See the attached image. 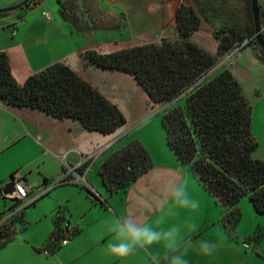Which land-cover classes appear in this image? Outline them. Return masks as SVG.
Masks as SVG:
<instances>
[{
  "label": "crops",
  "instance_id": "0c3cea01",
  "mask_svg": "<svg viewBox=\"0 0 264 264\" xmlns=\"http://www.w3.org/2000/svg\"><path fill=\"white\" fill-rule=\"evenodd\" d=\"M23 1L0 0V9L12 8ZM201 1L222 12L220 17L211 16L216 27L223 22L234 21V16L226 11L221 0ZM181 4L197 8L195 0H35L32 5L0 13V51L7 53L12 73L19 84H24L31 75L46 67L63 62L116 103L127 120L113 133L102 134L85 129L77 120L59 119L35 108L11 106L0 98V155L22 145L25 139L43 150L22 165H15L6 184L0 181L2 197L14 203L12 194H4L6 186L13 181L29 188L30 195L34 194L36 185L29 178V173L33 172L32 165L45 162L44 156L54 158L62 164L58 177L66 176L69 181L44 192L52 184L49 181L55 178L48 177L54 175L43 173L39 168L44 191L35 202L57 187L66 188L64 197H59L53 212L55 214L57 208H62L70 230H74L70 242L50 254L44 252L45 240L41 243H8L0 248V264H156L153 257L159 264L163 263L167 250L162 245L138 247L123 257L113 256L109 251L110 244L115 243L111 225L117 219L130 218L135 224H149L157 230L176 226V216H168L165 212L169 203L165 186L173 184L176 172L153 165L135 182L113 194L103 185L99 169L95 173L98 158L102 157L104 161L112 153V148L140 122L138 115L144 111L145 95L154 102L134 75L119 69L98 67L86 59L85 53L94 50L107 54L163 38H176L177 10ZM58 9L63 12L64 20L57 19ZM46 11L51 12V20L45 18ZM189 38L209 52H217L214 26L206 20L203 19L200 29L191 33ZM106 83L116 84L131 94L111 91ZM186 92L162 105L181 99ZM262 119L261 128H253L260 144L255 157L260 160H264V116ZM129 123L133 125L130 128ZM174 157L181 163L175 154ZM87 161L88 166L82 172L78 171ZM27 168L29 173L23 174ZM161 218L163 223L157 224ZM212 220L214 222V218ZM220 220L218 224L226 235ZM181 237L193 243L185 257L188 264H240L243 260L239 244H226V238L223 239L219 233L218 236L211 235L205 231L204 225L196 227L195 231L188 228ZM202 239L216 245L213 255L205 257L198 254L196 242Z\"/></svg>",
  "mask_w": 264,
  "mask_h": 264
},
{
  "label": "trees",
  "instance_id": "16d2710c",
  "mask_svg": "<svg viewBox=\"0 0 264 264\" xmlns=\"http://www.w3.org/2000/svg\"><path fill=\"white\" fill-rule=\"evenodd\" d=\"M241 1L242 24L228 21L216 27L211 16L220 17L222 12L210 8L206 1L195 0L197 8L186 4L178 7V36L174 39L164 38L160 43L149 42L107 54L94 50L85 53L86 59L98 67L134 75L154 103L170 102L187 91L185 104L168 110L162 117L167 145L223 207L220 222L234 240L238 238L237 227L242 218L240 201L245 196H249L255 211L264 215V160L254 157L260 144L252 128V106L232 72L224 70L209 80L205 75L219 59L247 46H252L264 63V50L256 40L251 0ZM259 15L263 23L260 6ZM203 19L214 26L216 53L189 38L200 29ZM0 98L11 106L35 108L59 119L77 120L85 129L102 134L113 133L127 122L116 103L63 62H56L19 84L4 51H0ZM88 164L89 161L78 171L82 172ZM153 165L147 148L135 139L103 161L99 176L106 190L113 194L135 182ZM36 200L23 205L22 200L14 198L11 208L0 213V248L28 227L25 209ZM67 223L63 209L57 208L54 230L45 242L50 253L63 247L60 242L69 233L74 235ZM262 236L259 228L253 237ZM162 264H167V260Z\"/></svg>",
  "mask_w": 264,
  "mask_h": 264
},
{
  "label": "rangeland",
  "instance_id": "374dc122",
  "mask_svg": "<svg viewBox=\"0 0 264 264\" xmlns=\"http://www.w3.org/2000/svg\"><path fill=\"white\" fill-rule=\"evenodd\" d=\"M221 3L226 6V11L234 16V21H237L239 24L244 22V4L241 0H221ZM258 5L262 10L263 23H261V26L264 31V0H258ZM60 12L61 10L59 9L56 12L57 19L64 20ZM161 41L158 40L156 42L160 43ZM213 68L207 80L224 70L232 72L242 87L245 96L251 103L252 128L259 130L263 120L262 116H264V63L260 61L253 47L247 46L232 51L230 54L219 59ZM107 86H109L111 91L116 90L118 94H122L123 91L126 94H131L129 90H121L116 84H108ZM145 99L144 111H141L138 115V119H141L140 122L135 124L134 127H132L133 125L130 126L129 123L128 128L132 127L130 133L122 139V144L117 143L111 152L132 140H140L149 151L155 168L162 167L176 172L174 176L175 181L173 184L171 183L165 186V192L169 193L177 184L184 182L190 196L199 201V208L191 210L179 208L169 200L165 211L166 215L176 216V226L181 229V235L193 225L195 228L204 225L205 231H209L211 235L218 236L219 233L223 236V239L226 238V244H239L241 246L243 260H241L240 264H264V215H260L255 211L249 196H245L240 201L242 218L237 227L238 238L232 240L227 234L224 235L222 226L218 224V221L223 218L221 205L200 185L191 169L179 163L174 157V154L168 149L166 132L162 125V117L168 110L176 106H183L186 101V95L167 105H156L149 101L146 95ZM254 129L253 132L255 133ZM41 151L43 150L41 149ZM41 151L37 146H32L29 139H25L22 145L13 147L1 154L0 181H3L2 184H6V180L11 176V171L15 165H22V163L29 161L32 157L38 156L42 153ZM111 152L109 151V153ZM44 158H46L45 162H36L32 165L33 172L29 173L28 168L26 169L27 171L23 172V174L29 173V178L36 185L34 194L25 199L23 205L29 204L44 191L42 186V172H40L39 168L43 173L54 175L48 177H53L55 180L59 178L58 175L62 171V164L54 158L52 159L46 156ZM102 161V157H99L95 173L98 172ZM39 164L40 166H38ZM20 175H22L21 172ZM2 184H0V213L8 211L13 203L2 197ZM27 190L30 192L29 188ZM65 192L66 188L57 187L49 195L40 198L34 204L26 207L25 218L28 222V227L19 233L9 244L41 243L44 240L46 241L55 227V214L53 210L58 205L59 197H64ZM212 218H214V222ZM259 228L262 230L263 236L257 239L253 236ZM245 254H247L246 259Z\"/></svg>",
  "mask_w": 264,
  "mask_h": 264
},
{
  "label": "clouds",
  "instance_id": "9594fccd",
  "mask_svg": "<svg viewBox=\"0 0 264 264\" xmlns=\"http://www.w3.org/2000/svg\"><path fill=\"white\" fill-rule=\"evenodd\" d=\"M168 197L179 208L191 210L199 208V201L190 196L184 182L173 187ZM162 223L163 218L157 221V224ZM191 230L195 231L194 225L191 226ZM111 231L114 233L115 243L110 244L109 251L113 256L123 257L138 247L149 248L153 245H162L167 250L164 257L167 264H188L185 257L188 250L193 247V243L182 239L181 229L177 226L157 230L149 224L138 225L130 218H123L112 223ZM215 249L216 245L211 241L202 239L196 242V251L201 256H211ZM153 260L159 264L156 257H153Z\"/></svg>",
  "mask_w": 264,
  "mask_h": 264
},
{
  "label": "water",
  "instance_id": "95a60500",
  "mask_svg": "<svg viewBox=\"0 0 264 264\" xmlns=\"http://www.w3.org/2000/svg\"><path fill=\"white\" fill-rule=\"evenodd\" d=\"M31 0H24L22 3L12 7V8H6V9H0L1 12H7L13 9H17L20 7L26 6V4L29 3ZM251 6H252V12L254 14V20H255V34H256V40L258 45L264 50V37L262 35V26H261V21H260V15H259V5H258V0H251ZM61 15L64 17L63 12H60ZM14 184L15 182L9 183L6 188L4 189V194H12L14 192Z\"/></svg>",
  "mask_w": 264,
  "mask_h": 264
},
{
  "label": "built area",
  "instance_id": "2783aa9c",
  "mask_svg": "<svg viewBox=\"0 0 264 264\" xmlns=\"http://www.w3.org/2000/svg\"><path fill=\"white\" fill-rule=\"evenodd\" d=\"M44 16H45V18L47 20H51L53 18L51 12H49V11L44 12ZM66 179H67L66 176L60 177L55 182H53L49 188H46V190L44 192H48L53 186L57 185L60 181H63V180H66ZM11 196L13 198H17L19 200L24 201L25 199L30 197V193L27 190L26 186H24L20 182H15V184H14V192L12 193ZM18 210H19V208L17 210H15V211L11 212L8 216L14 214ZM67 225H69V223H67ZM69 242H70V233L60 243H61L62 246H65ZM44 252H45V254H50V251L48 249H46V248L44 249Z\"/></svg>",
  "mask_w": 264,
  "mask_h": 264
}]
</instances>
